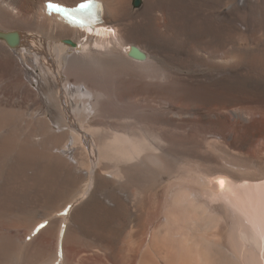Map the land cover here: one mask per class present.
<instances>
[{
	"label": "bare ground",
	"instance_id": "bare-ground-1",
	"mask_svg": "<svg viewBox=\"0 0 264 264\" xmlns=\"http://www.w3.org/2000/svg\"><path fill=\"white\" fill-rule=\"evenodd\" d=\"M85 1L0 0V264H264V0Z\"/></svg>",
	"mask_w": 264,
	"mask_h": 264
},
{
	"label": "rangeland",
	"instance_id": "rangeland-1",
	"mask_svg": "<svg viewBox=\"0 0 264 264\" xmlns=\"http://www.w3.org/2000/svg\"><path fill=\"white\" fill-rule=\"evenodd\" d=\"M67 1H69V2H73L74 0H67ZM223 11V10H222ZM224 13V12H223ZM203 55L204 54H206V52H204V53H202ZM218 109H221V107H217ZM214 109H216L215 107H212L211 108V112L212 113H216V114H221V111H214ZM259 137H257V139H258ZM264 139V138H263ZM263 139H258L257 141H264ZM185 214V215H184ZM183 215H181V219H179V225H181V227H183V228H181V229H183L182 231H181V229L180 230H177V232H179L180 231V233H179V235H182L183 233H184V235H185V237L186 236H188V237H190V239H191V237L193 236V231H191L192 229H193V225H191V224H189L188 223V220H187V218H186V213H184ZM185 231H187L186 233H185ZM173 233H175V229H173ZM188 234V235H187ZM183 235V236H184ZM203 234H199L198 235V237H200V238H198L199 240L201 239V240H203L204 238H203V236H202ZM177 239H181V237H177ZM185 239H187V238H185ZM184 239V240H185ZM183 240V241H184ZM186 241V240H185ZM186 243V246H189V244L191 243L190 242V240H189V238H188V242H185ZM188 244V245H187ZM185 246V245H184ZM166 263V262H165Z\"/></svg>",
	"mask_w": 264,
	"mask_h": 264
},
{
	"label": "water",
	"instance_id": "water-1",
	"mask_svg": "<svg viewBox=\"0 0 264 264\" xmlns=\"http://www.w3.org/2000/svg\"><path fill=\"white\" fill-rule=\"evenodd\" d=\"M74 13H78V11H72L71 14L75 16ZM130 54L133 56V57H136L138 59H144V55L135 47H133L130 51Z\"/></svg>",
	"mask_w": 264,
	"mask_h": 264
},
{
	"label": "snow or ice",
	"instance_id": "snow-or-ice-1",
	"mask_svg": "<svg viewBox=\"0 0 264 264\" xmlns=\"http://www.w3.org/2000/svg\"><path fill=\"white\" fill-rule=\"evenodd\" d=\"M91 2H92V0H89V3L88 4H83L80 7L82 9H87V8H89L91 6ZM221 184H223V181H221ZM40 227H45V225H41Z\"/></svg>",
	"mask_w": 264,
	"mask_h": 264
}]
</instances>
